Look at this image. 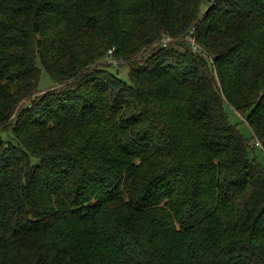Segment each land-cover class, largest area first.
<instances>
[{"label":"trees","instance_id":"16d2710c","mask_svg":"<svg viewBox=\"0 0 264 264\" xmlns=\"http://www.w3.org/2000/svg\"><path fill=\"white\" fill-rule=\"evenodd\" d=\"M226 105L264 153V0H0V264H264Z\"/></svg>","mask_w":264,"mask_h":264},{"label":"rangeland","instance_id":"374dc122","mask_svg":"<svg viewBox=\"0 0 264 264\" xmlns=\"http://www.w3.org/2000/svg\"><path fill=\"white\" fill-rule=\"evenodd\" d=\"M207 5L208 4L206 3V1H204L203 9H205ZM187 44H189L192 49H194V46H196V42L193 39H190V41L187 40ZM107 62H109L107 66H113V69H110L111 73L118 76L122 81L129 82V66L127 65V62L116 61L115 59L109 60L108 58ZM53 86H55V82L53 81V79L46 72H43L38 90L40 92H46ZM225 110L227 112L230 122L234 125H237L241 133L248 140H250L251 144L255 145L256 140L253 138V133L249 128L248 124L245 122L243 116H241L240 113L238 114V112H236L228 105H226ZM256 144L260 147L255 148L254 152H251V155L252 157H256L257 161L264 166V153L261 148L262 145L257 142Z\"/></svg>","mask_w":264,"mask_h":264},{"label":"built area","instance_id":"2783aa9c","mask_svg":"<svg viewBox=\"0 0 264 264\" xmlns=\"http://www.w3.org/2000/svg\"><path fill=\"white\" fill-rule=\"evenodd\" d=\"M194 40V39H193ZM195 41V40H194ZM199 47H198V45L196 44V46H194V49H198ZM110 54L112 55V52H110Z\"/></svg>","mask_w":264,"mask_h":264}]
</instances>
